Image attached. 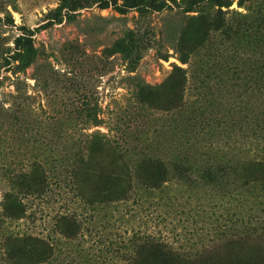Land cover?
<instances>
[{"label":"rangeland","instance_id":"rangeland-1","mask_svg":"<svg viewBox=\"0 0 264 264\" xmlns=\"http://www.w3.org/2000/svg\"><path fill=\"white\" fill-rule=\"evenodd\" d=\"M219 8L0 0V264H264V0Z\"/></svg>","mask_w":264,"mask_h":264},{"label":"trees","instance_id":"trees-1","mask_svg":"<svg viewBox=\"0 0 264 264\" xmlns=\"http://www.w3.org/2000/svg\"><path fill=\"white\" fill-rule=\"evenodd\" d=\"M149 2H150V4H152V5H154V6H162L164 3H166V0H148ZM182 2H185L186 4H188L189 6H193V5H195V4H198V3H200V2H202V1H204V0H181ZM216 2H217V4L221 7V8H219V10L220 11H222L223 9H222V7L223 6H230L232 3H233V0H215ZM248 1H251V0H237V3H238V5H244V4H246V2H248ZM184 62H186L187 60H188V58L186 57V56H181L180 57ZM182 68V67H181ZM240 239H242V237H239L238 239H236V241H239ZM156 242H157V244H159L160 246H163V245H166L167 243H165V242H161V241H158V240H155ZM164 254H170V255H173V256H176V255H174V254H172V253H168V252H163ZM205 256V255H204ZM204 256H202V257H204ZM177 258H179V256H176ZM200 257V256H199ZM199 257L198 258H196V259H191V258H189V259H180V261H182V262H185V264H189V263H194L195 261H197L198 259H199ZM185 258V257H184ZM187 258V257H186ZM124 264H129V263H124Z\"/></svg>","mask_w":264,"mask_h":264}]
</instances>
